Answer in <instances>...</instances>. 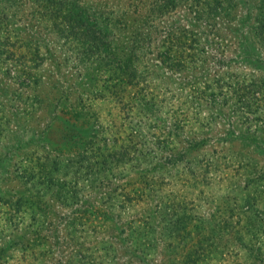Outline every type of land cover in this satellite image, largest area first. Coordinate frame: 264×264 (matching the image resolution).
<instances>
[{"label": "rangeland", "instance_id": "374dc122", "mask_svg": "<svg viewBox=\"0 0 264 264\" xmlns=\"http://www.w3.org/2000/svg\"><path fill=\"white\" fill-rule=\"evenodd\" d=\"M245 7L0 0V264L264 263V100L248 118L231 92L264 77Z\"/></svg>", "mask_w": 264, "mask_h": 264}, {"label": "trees", "instance_id": "16d2710c", "mask_svg": "<svg viewBox=\"0 0 264 264\" xmlns=\"http://www.w3.org/2000/svg\"><path fill=\"white\" fill-rule=\"evenodd\" d=\"M206 2V1H204ZM238 3H244L246 5L245 7V12L244 14L246 15V18L248 19V23L246 24V32L243 35V38L246 37L247 40V45H246V49L250 54L253 55H257L258 52L263 51L264 52V0H212V18H217L220 16L226 21V23H230L234 18H235V13H236V9L238 6ZM170 3H167V5H169ZM165 5V6H167ZM221 23L223 22L222 19ZM1 22V21H0ZM214 26V25H213ZM221 24L214 30L212 31L215 32L213 35L214 39L212 38V46L213 43H215V45L218 48V45L221 44L220 39H222L223 37L220 35V32L218 31L221 28ZM223 28V27H222ZM226 34V33H224ZM204 34L202 33V36ZM201 36L199 37V39L197 38L196 41L198 40V45L195 48L196 50H198L197 52V56L200 57V55L204 54V48H206L207 45H209V41L207 39H204L200 41ZM220 38V39H218ZM240 39V38H239ZM195 41V42H196ZM239 43L241 44L242 41L239 40ZM108 51V49L106 50ZM253 52V53H252ZM164 55L165 58L170 59L168 57V52L166 53H162ZM124 55V54H123ZM122 56V55H121ZM120 55L114 53V59L109 57L108 59L110 60H114L116 62V64L118 66H120V68L123 70V67H127L128 66V61H123L121 62V57ZM253 58V57H251ZM182 59H176L175 60V69L174 70H181L185 67H183L184 65L182 64ZM253 60V59H252ZM258 61L262 62L261 64H264V58L261 56L259 57V59L257 60V65H260V63H258ZM248 62H250V60H248ZM256 65V66H257ZM258 67V66H257ZM219 80L216 81V83H218ZM234 86L232 88V95H233V99L236 102L235 104L240 107L243 108L245 110V113L247 114L246 117L250 118L253 117L255 114H257L259 111H257V106L256 103L257 102H261L263 103L264 100V77H260V76H255L254 78H251L249 82L247 81H242V82H238L235 81ZM221 87V86H219ZM212 95H215L214 92H212ZM118 99L122 100V97H118ZM127 107H130L128 105H126ZM180 122L178 121L177 123H175L174 125V129L178 128V124ZM135 140V139H133ZM132 140V141H133ZM205 140H201L200 142L194 143L190 146H188V149L190 148H195L198 145H200L202 142H204ZM130 146H126L124 148H120L118 153H115V156L113 157V159L116 160H121L124 158H127V155L129 156L130 154ZM129 150V152H128ZM109 159L108 155H105L104 157L101 158V164H107ZM148 171L146 170H142L140 172V176H138L136 178V182L137 184H139L138 188H142V191H151L152 189V185H160L162 184L164 181L162 180V178L157 177V175H149L147 174ZM158 178V179H157ZM156 179V180H155ZM155 180V182H154ZM123 202L128 203L130 206L132 204V201H134L135 198L129 197L128 194H124L123 197ZM136 202V201H134ZM133 202V204H134ZM264 264V263H263Z\"/></svg>", "mask_w": 264, "mask_h": 264}]
</instances>
